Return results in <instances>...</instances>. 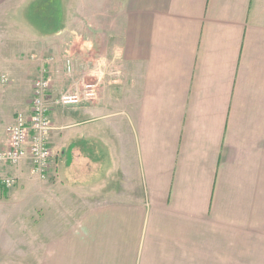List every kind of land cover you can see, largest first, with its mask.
<instances>
[{"label": "crops", "instance_id": "0c3cea01", "mask_svg": "<svg viewBox=\"0 0 264 264\" xmlns=\"http://www.w3.org/2000/svg\"><path fill=\"white\" fill-rule=\"evenodd\" d=\"M53 1L0 0V103L97 96L50 110L69 193L20 264H264V0Z\"/></svg>", "mask_w": 264, "mask_h": 264}, {"label": "rangeland", "instance_id": "374dc122", "mask_svg": "<svg viewBox=\"0 0 264 264\" xmlns=\"http://www.w3.org/2000/svg\"><path fill=\"white\" fill-rule=\"evenodd\" d=\"M33 1L32 3L29 2L27 9L43 8L44 17L47 16V13L51 14V11L54 10L53 0ZM36 76L37 75L31 78V89L29 90L26 87L25 92L18 94V98L16 101H13L11 105L10 102L7 101L0 103V119H4L8 115L10 118H13L16 112L21 110L24 111L25 105H27L31 99L32 85ZM85 82L93 81L88 79ZM10 84L11 79L8 78L4 86ZM1 126L3 127V124ZM20 165L22 166L21 178L19 177L17 183L13 187L7 189L5 193L0 190V264H20L21 236L26 232H30V229L38 228V226L40 229L37 230L44 229L46 231H51L49 230L51 221L47 223L44 222V214L49 210L52 211V209L61 202L59 198L62 199V193L63 197H66L69 193L67 190H61L57 192L56 195H53L55 191L51 190L52 184L49 182H54L56 178L62 180V173L59 174L58 172L57 174L56 171L58 169L56 158L50 163L47 176L44 179L31 174L27 162L25 163V161H22ZM2 173L5 174V172ZM6 174L14 176L10 172H6ZM44 183H46L45 187H42L41 185ZM53 197H56L57 202L48 203L50 198Z\"/></svg>", "mask_w": 264, "mask_h": 264}, {"label": "built area", "instance_id": "2783aa9c", "mask_svg": "<svg viewBox=\"0 0 264 264\" xmlns=\"http://www.w3.org/2000/svg\"><path fill=\"white\" fill-rule=\"evenodd\" d=\"M71 70V62L66 61ZM2 83L6 77H0ZM51 82L47 69L42 67L33 81L29 109L18 111L5 128V140L0 147V187L9 189L17 183V178L7 175L5 170L18 167L27 162L31 174L46 178L47 170L54 159L49 144V135L53 129L50 110L57 105H77L83 100L91 101L97 96V85L84 82L75 91L62 93L54 98L48 96ZM2 172H5L3 174Z\"/></svg>", "mask_w": 264, "mask_h": 264}, {"label": "trees", "instance_id": "16d2710c", "mask_svg": "<svg viewBox=\"0 0 264 264\" xmlns=\"http://www.w3.org/2000/svg\"><path fill=\"white\" fill-rule=\"evenodd\" d=\"M0 190H1L3 193H5V192L7 191L6 188H2V187H0Z\"/></svg>", "mask_w": 264, "mask_h": 264}]
</instances>
